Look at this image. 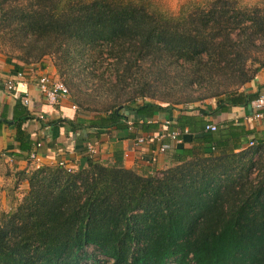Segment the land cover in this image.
<instances>
[{"label": "trees", "instance_id": "obj_1", "mask_svg": "<svg viewBox=\"0 0 264 264\" xmlns=\"http://www.w3.org/2000/svg\"><path fill=\"white\" fill-rule=\"evenodd\" d=\"M0 50L52 59L69 104L93 115L70 123L87 141L126 129L129 112L149 131L176 106L215 100L219 113L258 96L242 88L264 66V0H189L177 15L153 0H0ZM173 159L153 174L120 157L29 169L0 213V264H264V145H177Z\"/></svg>", "mask_w": 264, "mask_h": 264}, {"label": "crops", "instance_id": "obj_2", "mask_svg": "<svg viewBox=\"0 0 264 264\" xmlns=\"http://www.w3.org/2000/svg\"><path fill=\"white\" fill-rule=\"evenodd\" d=\"M20 71L28 78L27 88L17 93L5 90L3 82ZM42 75L57 78L50 57L25 63L0 50V211L9 209V199L16 195L15 185L28 187L25 175L35 167L29 159L33 152L38 155L41 165H56L59 160H64L76 170L85 165L86 144L92 143L97 150L94 158L101 163L114 162L120 157L126 168L153 174L175 164L173 152L177 145L195 153L210 150L221 156L264 145V118L249 120L252 114L250 104L214 113L210 110L215 108V100L197 103L191 110L176 106L161 112L151 120L155 128L149 131L133 127L132 122L140 124L143 117L129 112L128 122L131 123L126 129L109 127L98 130L95 140L87 141L88 133L93 135L94 132L72 131L70 123L90 120L93 115L81 114L77 107L69 104V97L56 105L48 104L36 84V79ZM242 91L264 96V66ZM24 93L28 94L27 103L20 97ZM208 124L215 125L216 130H206ZM173 131L178 133L179 142L169 136ZM152 133L158 134L160 140L136 145L137 137ZM208 134L212 137L211 142L203 139ZM161 143L169 145L164 152L158 150Z\"/></svg>", "mask_w": 264, "mask_h": 264}, {"label": "built area", "instance_id": "obj_3", "mask_svg": "<svg viewBox=\"0 0 264 264\" xmlns=\"http://www.w3.org/2000/svg\"><path fill=\"white\" fill-rule=\"evenodd\" d=\"M28 84V78L26 74L22 71L18 72L15 77L6 79L3 82L4 89L9 91V92H18V91H23L27 88ZM36 84L38 86V90L40 94L44 97L45 101L48 104L51 105H56L60 103L63 99H66L69 97V90L67 86L58 78H54L50 75H42L36 79ZM21 94V93H20ZM25 103L28 102V94L24 93L23 95L20 96ZM76 108V106H73ZM250 107L252 108V114L248 117L249 120H259L264 118V96L260 95L254 98L250 102ZM131 122H128L130 124ZM206 130L209 131H215L216 126L212 124L206 125ZM178 133L176 132H171L169 136L175 140L176 142H179V139L177 137ZM159 141L160 136L158 134H148L146 136H139L135 139L136 145H140L142 143H145L147 141ZM252 143H250L251 145ZM169 147L168 144L161 143L159 145L158 150L161 152H164L167 148ZM97 150L94 144L92 143H87L86 144V155L89 158H93L96 154ZM30 161L34 163V166L36 168L40 167V159L36 152H33L30 154L29 157ZM57 165L65 168L67 171H73V166L69 165L64 160H59L57 162Z\"/></svg>", "mask_w": 264, "mask_h": 264}, {"label": "rangeland", "instance_id": "obj_4", "mask_svg": "<svg viewBox=\"0 0 264 264\" xmlns=\"http://www.w3.org/2000/svg\"><path fill=\"white\" fill-rule=\"evenodd\" d=\"M155 4H157L158 7L166 10L167 12L171 13L172 15H177L179 13L180 8L182 7L183 4L188 2L189 0H153ZM197 1V0H196ZM244 1H249V2H254L257 0H244ZM254 66V65H253ZM57 78L61 79L59 75L57 74ZM62 80V79H61ZM99 106V105H94ZM256 157V156H255ZM36 169V167H34ZM237 170V169H236ZM256 171L254 172L253 176L255 175ZM14 190H16V195H12L11 198L9 199V209L11 207H14L16 204H18L24 195L26 194L28 187L25 185H15ZM8 210V209H6ZM4 210V211H6ZM3 211H0V213Z\"/></svg>", "mask_w": 264, "mask_h": 264}]
</instances>
